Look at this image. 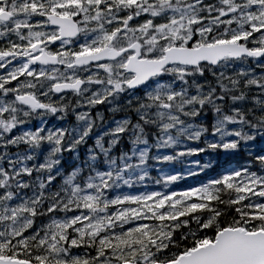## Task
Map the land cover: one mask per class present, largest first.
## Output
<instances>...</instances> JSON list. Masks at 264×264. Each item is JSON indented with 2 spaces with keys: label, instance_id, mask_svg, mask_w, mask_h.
I'll use <instances>...</instances> for the list:
<instances>
[{
  "label": "clouds",
  "instance_id": "obj_1",
  "mask_svg": "<svg viewBox=\"0 0 264 264\" xmlns=\"http://www.w3.org/2000/svg\"><path fill=\"white\" fill-rule=\"evenodd\" d=\"M223 2L103 0L102 9L86 4L76 34L62 37L55 29H37L43 22L24 13L22 0H4L12 15L0 23V39L27 41L39 31L45 41L43 56L18 82L9 85L0 74V235L14 230L26 239L25 257L41 251L45 240L69 264L77 256L118 264L108 259L113 252L95 257L101 239L125 234L134 223L131 214L121 217L136 206L114 203L128 195H110L122 184L152 182L162 190L136 196H172L187 191L174 185L211 169L214 155L242 152L252 160L237 171L264 178V153L256 155L257 142H264V30H252L264 21V6L233 0L236 12L226 23L209 10ZM244 33L227 54L201 58L213 39ZM201 154L203 162L191 160ZM164 165L192 170L169 173L161 171ZM233 198L222 196L163 226L155 222L157 243L148 250L156 264H170L224 228L264 238V209L250 215L248 206L264 198L253 195L239 206ZM196 202L185 199L175 211ZM12 240L6 254L21 250L16 236ZM73 240L80 247H72Z\"/></svg>",
  "mask_w": 264,
  "mask_h": 264
},
{
  "label": "snow or ice",
  "instance_id": "obj_2",
  "mask_svg": "<svg viewBox=\"0 0 264 264\" xmlns=\"http://www.w3.org/2000/svg\"><path fill=\"white\" fill-rule=\"evenodd\" d=\"M120 2L136 4L137 0H120ZM253 3L258 7L264 6V0H253ZM86 4L89 7L103 8V0H22L21 7L26 15L43 22L35 26L37 29H55L62 37H72L78 31L76 19L82 15L87 16ZM73 9L76 11H72ZM209 10L210 13L214 11L215 19L224 18V22L231 23V20L227 18L235 14L236 5L233 0H224L222 7L215 8L210 4ZM11 15V12L6 11L4 0H0V23L6 21ZM18 27L21 26L18 25ZM23 27L31 26L24 25ZM252 30L255 32L264 30V21L252 24ZM248 35V33H244L243 35H233L230 39H213L207 44V51L201 58H219L230 51L227 46L235 45L237 41L246 39ZM57 38L50 36L49 41ZM18 39L19 42L12 41L7 44L3 39H0V74L7 77L6 83L9 85L22 79L28 72L29 64L40 60L43 56L41 49L45 41L40 39L39 31L31 32L27 41H24L22 36ZM99 51L98 48L85 49L78 55L91 56L94 52ZM16 67L21 70L15 71ZM228 194H232L234 198L230 203L236 206L242 203L248 205V200L253 195L264 198V178L249 175L246 171H233L210 180L202 187L174 193L172 196L157 199L159 194L153 193L146 197L128 196L123 201H116L114 202L116 204L136 206L128 208L124 216L121 217L123 219L131 214L134 223L125 234L101 239V247L97 248L95 258L99 259L106 253L113 252L115 254L109 256L108 259L111 262H118V264H156L148 250L150 245L157 243L153 238L152 231L155 222L158 221L163 226L164 222L175 221L197 209H207L210 203L215 204L222 196ZM177 196L181 199L177 200ZM190 198H196L198 202L184 208L183 211H175L178 204L182 205L185 199ZM88 199L94 200L95 197L90 196ZM248 206L251 209L250 215H252V213L264 209V202ZM165 207L169 211L162 212L161 210ZM236 211L239 212L240 208L237 207ZM252 218L257 217L253 215ZM259 218L264 219V215ZM158 235H163V233H158ZM13 236H16L19 241L17 247L21 250L14 254H6L10 252ZM24 236L27 237L28 233H24ZM257 236V233L246 232L243 228H224L216 233L215 239L205 238L199 241L198 246L185 251L177 259L171 260L170 264H264V238H256ZM52 239L55 240V236ZM39 243L42 250L36 253L28 251L27 257H25L23 250L30 248L26 239H21L20 234L14 230L7 236L0 235V264H34V261L35 264H69V261L63 258V253L56 248L54 243L46 244L45 240H40ZM71 246L80 247L75 240L72 241ZM71 264H93V261L88 256H77L71 260Z\"/></svg>",
  "mask_w": 264,
  "mask_h": 264
},
{
  "label": "trees",
  "instance_id": "obj_3",
  "mask_svg": "<svg viewBox=\"0 0 264 264\" xmlns=\"http://www.w3.org/2000/svg\"><path fill=\"white\" fill-rule=\"evenodd\" d=\"M127 147V145H126ZM264 153V142H257V150L256 155H260ZM212 155V154H208ZM214 159H216L217 163L209 170H207L204 173H198L195 176H189L186 180L182 181L181 183H178L174 185L176 189H182V190H190L193 186L198 185L201 182L204 181H210L212 179H216L219 177H222L225 174H230L233 171L246 169L249 167V162L252 160V157L247 156L245 153H239V154H216L213 156ZM191 160H199L201 162L204 161V154H201L200 156H194L191 158ZM190 164V161H189ZM186 168L184 165L181 166V172H185ZM188 169V168H187ZM191 171L192 169L189 168ZM170 173L172 171L170 170ZM152 174L159 175V172L156 169L152 170ZM133 186L135 188H142L143 195L152 193L153 190L158 191L162 190L160 185H155L152 182H145V183H133ZM148 188H147V187ZM124 188L127 187H120V190L113 189L110 193L111 196L115 197L117 195H126L124 193ZM154 191V192H155Z\"/></svg>",
  "mask_w": 264,
  "mask_h": 264
},
{
  "label": "rangeland",
  "instance_id": "obj_4",
  "mask_svg": "<svg viewBox=\"0 0 264 264\" xmlns=\"http://www.w3.org/2000/svg\"><path fill=\"white\" fill-rule=\"evenodd\" d=\"M181 166L182 165H164L163 168L161 169V171H166V172H169L170 173V170L171 169H174L173 170L174 171L173 173H175V172H181ZM184 169L185 170H190L189 168L188 169L184 168ZM129 186L130 187L126 188V194L128 196L143 195V190H141L142 188L136 189L132 185H129Z\"/></svg>",
  "mask_w": 264,
  "mask_h": 264
}]
</instances>
